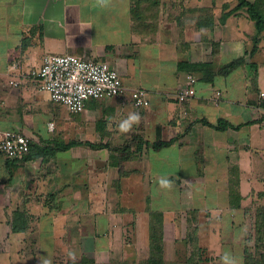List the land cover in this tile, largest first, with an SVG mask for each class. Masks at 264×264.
Wrapping results in <instances>:
<instances>
[{"label": "crops", "instance_id": "crops-1", "mask_svg": "<svg viewBox=\"0 0 264 264\" xmlns=\"http://www.w3.org/2000/svg\"><path fill=\"white\" fill-rule=\"evenodd\" d=\"M236 5L0 0V138L14 131L30 143L25 159L0 161V264L134 261L151 235L169 264L166 245L185 241L187 218L210 241L227 223L245 235L247 218L264 219V62L254 60L264 35L252 55L238 50ZM66 54L107 62L122 93L74 118L31 76L46 56ZM188 76L193 93L179 102ZM135 89L149 98L142 115ZM210 241L200 249L215 251Z\"/></svg>", "mask_w": 264, "mask_h": 264}, {"label": "built area", "instance_id": "built-area-1", "mask_svg": "<svg viewBox=\"0 0 264 264\" xmlns=\"http://www.w3.org/2000/svg\"><path fill=\"white\" fill-rule=\"evenodd\" d=\"M38 89L49 95L50 100L64 106L71 113L83 111L87 102L109 100L118 97L123 91L117 70L107 62H97L89 57L74 55L46 56L40 68L31 73ZM187 84L178 93L179 102H186L192 95L195 79L186 77ZM16 86V83L11 82ZM264 102V92L259 93ZM134 108L149 106L147 93L143 89L131 92ZM29 139L14 131H5L0 138V161H21L29 152Z\"/></svg>", "mask_w": 264, "mask_h": 264}, {"label": "rangeland", "instance_id": "rangeland-1", "mask_svg": "<svg viewBox=\"0 0 264 264\" xmlns=\"http://www.w3.org/2000/svg\"><path fill=\"white\" fill-rule=\"evenodd\" d=\"M250 1V0H249ZM220 2H226V4H237L236 0H220ZM242 13H239L241 20H239L238 26L234 27V30H238L236 33H239V37H240V42L235 43L237 45H239V49H241V51L245 50V52H250L251 51V46H253V39L255 38L256 35V30L254 27V23L248 19V17L246 16V20L244 17L245 11H240ZM222 13V11H221ZM244 13V14H243ZM235 26V25H234ZM264 35V33L260 34ZM233 43V42H231ZM259 45V42L258 44ZM243 47V48H242ZM256 58L258 59L259 62H264V53L261 54V58L259 57H255L254 60H256ZM246 63L250 60L247 57L245 58ZM149 100V98H148ZM98 104L103 103L102 100H96L94 101ZM131 102H126L125 105V114L127 115H132L133 113V109L132 106L130 104ZM136 112H139L141 115L144 114L145 112V108L144 111L143 109H139L137 110L135 108ZM134 110V111H135ZM142 110V111H141ZM132 113V114H131ZM84 113H77L76 115H73L74 118H83ZM114 148V147H113ZM112 148V149H113ZM186 213V212H185ZM185 219V218H184ZM187 220L192 221L191 223H195V221L192 219L187 218ZM260 219L255 220L253 222V218H247L244 222L245 224V235L241 234H235L232 235L233 233H229L227 232V225L226 226H222V228L220 229V232L222 231V233H220V235L217 237L216 234H213L212 236V241H210L211 238H209L208 235L204 234H193L192 232V226L191 223H189V227L186 226V232H188V235H184L183 232V226H181V230H182V234L181 236L185 237V241L183 242H178V244L175 245V252L172 251V243H167L166 245V251L164 252V256H166V262L169 264H184L189 257H191L194 253L196 249H200L199 246L201 247H205L206 245H209L208 240L210 241L211 245H214L215 251H203L201 254L199 255L200 258L202 259H207V261H209L208 263L210 264H229L230 261H235V264H242V258L243 256L247 257V256H252V263H258V262H264V231L263 229H261L262 231L257 233L255 231L254 228V223H256V221L258 222ZM182 221V220H181ZM180 222V221H179ZM204 222V220L200 219V218H196V224H202ZM181 223V222H180ZM216 230H219V226L218 228L216 227ZM231 231V230H229ZM231 236H234L233 238L235 239V241H233L231 243ZM175 237V236H173ZM176 238V237H175ZM179 238H180V234H179ZM230 239V241L228 242V240ZM171 240V239H170ZM229 243V245H233V249H228V250H224L223 248L225 247V245ZM157 246V245H156ZM170 246V248H169ZM158 247L161 249L160 244H158ZM243 247L246 249V254L242 255V249ZM235 250V252H234ZM153 256L156 258L157 256L159 257V252H152ZM150 255V250L148 251L146 248H144L141 252L138 253V256L134 259V261H127V262H121L118 260L110 259V262H108L107 264H146L147 259ZM236 255V259L235 256ZM162 261L164 262L163 258H162V251H161V255H160ZM71 261V259H69ZM72 264V263H69ZM105 264V263H104ZM244 264V261H243ZM259 264V263H258Z\"/></svg>", "mask_w": 264, "mask_h": 264}, {"label": "trees", "instance_id": "trees-1", "mask_svg": "<svg viewBox=\"0 0 264 264\" xmlns=\"http://www.w3.org/2000/svg\"><path fill=\"white\" fill-rule=\"evenodd\" d=\"M237 1V5L236 7L231 10V14L238 12L240 10L245 11V13L247 14V17L249 20H251L254 23V27L256 30V35L255 38L253 39V48L250 52V55H252L255 50H256V46L259 42V37L260 34L262 32H264V0H236ZM229 15V14H227ZM227 15H224V17L226 18ZM240 63H242V59H238L235 62H232L231 65H229L227 68L224 67L223 69H221V72H226V70H228L229 68H231V70L235 69L236 67H239ZM185 64L184 63H180L179 67H183ZM188 65V64H187ZM186 65V66H187ZM192 68H189V71H202L203 65H194V66H190ZM73 145H77V143H71L69 144V146H73ZM169 145V143H159L157 145H152L154 148H157L159 146H167ZM29 149H30V145H29ZM26 157V156H25ZM24 157V159H25ZM258 226H257V230L258 232H261L263 229L264 231V219H260L258 221ZM151 239V247L149 248L150 250V255L147 259L146 264H165L160 255H161V249L158 247V244L160 242V238L157 237L156 235H151L150 236ZM157 245V246H156ZM159 252V257L157 256L156 258L153 256L152 252ZM202 250L201 249H196L195 253L188 258V260L184 263V264H210L208 263L209 261H207V259H202L200 258V254H201ZM246 254V252H245ZM252 256H245L244 257V264H254L252 263ZM259 264H264V262H258ZM255 263V264H258Z\"/></svg>", "mask_w": 264, "mask_h": 264}, {"label": "clouds", "instance_id": "clouds-1", "mask_svg": "<svg viewBox=\"0 0 264 264\" xmlns=\"http://www.w3.org/2000/svg\"><path fill=\"white\" fill-rule=\"evenodd\" d=\"M229 264H235V261H230Z\"/></svg>", "mask_w": 264, "mask_h": 264}]
</instances>
